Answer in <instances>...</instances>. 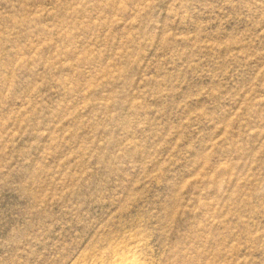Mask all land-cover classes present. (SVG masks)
Segmentation results:
<instances>
[{
	"label": "rangeland",
	"instance_id": "rangeland-1",
	"mask_svg": "<svg viewBox=\"0 0 264 264\" xmlns=\"http://www.w3.org/2000/svg\"><path fill=\"white\" fill-rule=\"evenodd\" d=\"M264 264V0H0V264Z\"/></svg>",
	"mask_w": 264,
	"mask_h": 264
},
{
	"label": "bare ground",
	"instance_id": "bare-ground-1",
	"mask_svg": "<svg viewBox=\"0 0 264 264\" xmlns=\"http://www.w3.org/2000/svg\"><path fill=\"white\" fill-rule=\"evenodd\" d=\"M131 241L133 244L126 247H112L82 257L76 264H148L140 255L144 244L140 240Z\"/></svg>",
	"mask_w": 264,
	"mask_h": 264
}]
</instances>
